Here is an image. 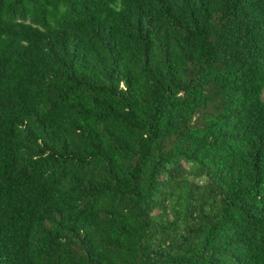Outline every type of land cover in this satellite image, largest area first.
<instances>
[{
	"label": "trees",
	"instance_id": "16d2710c",
	"mask_svg": "<svg viewBox=\"0 0 264 264\" xmlns=\"http://www.w3.org/2000/svg\"><path fill=\"white\" fill-rule=\"evenodd\" d=\"M0 264H264V0H0Z\"/></svg>",
	"mask_w": 264,
	"mask_h": 264
}]
</instances>
